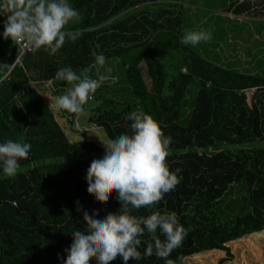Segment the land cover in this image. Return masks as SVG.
I'll return each instance as SVG.
<instances>
[{"label": "trees", "instance_id": "trees-1", "mask_svg": "<svg viewBox=\"0 0 264 264\" xmlns=\"http://www.w3.org/2000/svg\"><path fill=\"white\" fill-rule=\"evenodd\" d=\"M185 1L70 0L80 15L67 28L83 35L54 55L29 51L9 74L0 71V142L31 145L29 158L20 161L19 169H25L12 178L0 172V264H62L71 232L84 228V211L106 215L121 207L114 191L103 201L87 193L86 170L104 149L93 136L71 142L44 98L53 100L70 87L55 79L60 68L71 66L78 75L98 79V73H88L93 52L106 57L109 76L118 80L111 89V81H102L97 90L106 96L93 94L84 106L88 125L104 140L131 134L124 117L142 110L172 138L166 163L170 171L180 169L174 191L132 214L175 212L187 237L166 259L153 254L128 264H182L204 252H223L222 264L232 259L228 243L264 231V70L262 76L242 74L182 44ZM254 1H233V12L250 11ZM3 22L0 18V33ZM18 52L0 36V63L13 64ZM42 82H51L55 94L45 92ZM141 240L143 254L151 239L145 234Z\"/></svg>", "mask_w": 264, "mask_h": 264}, {"label": "clouds", "instance_id": "clouds-1", "mask_svg": "<svg viewBox=\"0 0 264 264\" xmlns=\"http://www.w3.org/2000/svg\"><path fill=\"white\" fill-rule=\"evenodd\" d=\"M79 15L70 0H0V18L4 21L0 36L10 39L20 51L43 49L54 55L66 41L75 43L83 35L79 30L67 28L79 21ZM210 40L211 34L204 31H191L181 37L185 46ZM92 55L98 79L78 75L71 66L56 71L55 79L70 85L65 94L55 97L57 111L82 113L101 82L108 79L99 74L106 65V57L102 53ZM15 63H0V71L11 72ZM124 118L131 122V134L122 132L100 142L104 155L90 163L84 177L86 191L96 201L108 199L111 190L121 207L106 215L96 211L89 215L84 211V228L71 232L72 241L65 249L62 264H93V258L95 264H110L117 257L122 264H128L130 259L140 261L153 254L166 259L187 237L188 232L175 212L154 211L146 217L132 214L134 210L159 204L165 194L175 190L181 178L180 169L170 171L166 163L172 138L165 136L159 123L142 110L130 112ZM30 151L27 142L13 139L0 142V172L15 177L20 161L28 159ZM145 234L151 242L141 254V238Z\"/></svg>", "mask_w": 264, "mask_h": 264}, {"label": "rangeland", "instance_id": "rangeland-1", "mask_svg": "<svg viewBox=\"0 0 264 264\" xmlns=\"http://www.w3.org/2000/svg\"><path fill=\"white\" fill-rule=\"evenodd\" d=\"M231 1L233 2V0H186V4L184 5L186 12L183 13V19L188 21L185 22L187 28L182 27V32L186 34L191 31H204L211 34L210 41L201 42L195 46L191 45L198 52L201 51L202 57L208 59L210 62L242 74L262 76L263 71L260 69L264 70V52L261 49L264 48V43L262 44L261 41L264 42V28L261 27L264 25V0H255L254 6L251 7L250 11L245 12L244 15L239 17L237 22L230 21L228 18L222 16L223 12L221 11H225V7H228ZM208 14H211L210 21H208ZM255 36L259 37V41L254 40ZM113 66L115 69V65ZM106 69L108 67L104 66V68H101L99 74L106 75L108 81H111L110 89L115 88L114 84L118 80V76H109ZM91 72L96 74L97 68L93 67L88 73ZM143 73L144 80L147 86H149L150 83L145 70ZM191 89L193 90V88ZM193 91L195 93V90ZM98 92L102 94V97L106 96L104 90L99 89V91L97 90L94 93L96 97ZM249 92H246V96L247 102L250 104L251 98L249 97H252V95ZM194 93L189 95L190 100L194 98ZM54 94L55 91H53ZM56 96H59V93ZM56 96H54L53 100L48 96H44V98L54 112L56 120L59 121L58 118L61 119V112L67 118L66 125L69 126L70 130L66 128V132H68L67 137L69 140L75 142L76 135L78 136L77 138L82 139L95 136L96 132H99L98 129L88 125L87 118L85 117L86 112H88L86 107L82 113L57 111L54 108ZM87 107L90 110L93 107L92 103H89ZM73 114L77 115V124H75L76 118L74 119L75 122L72 120V123H68ZM66 132L65 134H67ZM94 140H96L95 137ZM23 169L25 168L19 170ZM227 246L232 254V259L226 260L222 264H264V231L246 236L238 241L230 242ZM223 258H225V253L223 252H204L185 259L182 264H220L219 262Z\"/></svg>", "mask_w": 264, "mask_h": 264}, {"label": "crops", "instance_id": "crops-1", "mask_svg": "<svg viewBox=\"0 0 264 264\" xmlns=\"http://www.w3.org/2000/svg\"><path fill=\"white\" fill-rule=\"evenodd\" d=\"M234 1V0H233ZM231 3H232V1H231ZM184 4H186V3H184ZM232 4H229L228 5V7H225L226 8V10L225 11H221V12H223L222 13V16L224 17V18H228L230 21H233V22H237V19L239 18V17H241L242 15H244V13L242 12L241 14L239 13V14H235L234 12H233V7L231 6ZM210 15L211 14H208V16H209V19H208V21H210V19H211V17H210ZM253 20H256V19H253ZM258 22H260V21H258ZM238 23H243V22H238ZM234 24H236V23H234ZM261 28H264V25H262V27ZM263 34H264V32H263ZM254 40L255 41H259V37H257V36H255L254 37ZM261 43L263 44L264 42L263 41H261ZM261 51L262 52H264V48H262L261 49ZM255 54V53H254ZM246 57V56H245ZM261 70V69H260ZM254 75V74H253ZM249 92V91H248ZM249 93H251V95H253V91H251V92H249ZM249 98H251V96L249 97ZM46 101V100H45ZM61 117V119L60 118H58L59 119V121H58V123L59 124H61V127H62V129L63 130H65V132H66V128L68 129V130H70V128H69V126L68 125H66L67 124V120H66V118L64 117V118H62V116H60ZM73 117V116H72ZM76 118V123L75 124H77V115L75 114V116H74V118L72 119L73 121H74V119ZM75 122V121H74ZM68 123H72V122H68ZM82 125H83V123H82ZM83 127H85V126H83ZM73 131H75V130H73ZM67 134H66V136L68 135V132H66ZM76 138V140H75V142H77V141H80L81 139H79V138H77L78 136L76 135L75 136ZM93 137H95L96 139L98 138L99 139V142H101V143H103L104 142V135H101V132H96V134H95V136H93ZM97 139V140H98ZM71 141V140H70ZM71 142H73V141H71Z\"/></svg>", "mask_w": 264, "mask_h": 264}, {"label": "built area", "instance_id": "built-area-1", "mask_svg": "<svg viewBox=\"0 0 264 264\" xmlns=\"http://www.w3.org/2000/svg\"><path fill=\"white\" fill-rule=\"evenodd\" d=\"M236 3H241V2H243L244 0H234ZM27 52H29V51H20V52H18V54H17V56H16V63H15V65H21V59H22V56L23 55H25ZM182 72H185V69L183 68L182 69ZM8 74H9V72H8ZM42 84V86H43V90L45 91V92H47V93H49L50 95H53V90H51V88H50V86H51V82H42L41 83ZM30 86H31V82H29L27 85H26V88H25V91L26 92H28L29 91V89H30ZM33 86H35V85H33ZM93 96V95H92ZM93 99V97H91V99L89 100V101H91ZM88 101V102H89ZM94 143H95V145L97 146V147H99V148H102V144L99 142V141H96V140H94L93 141ZM13 206H15L16 205V203L15 202H12L11 203Z\"/></svg>", "mask_w": 264, "mask_h": 264}]
</instances>
